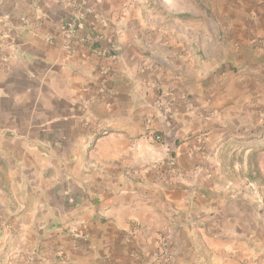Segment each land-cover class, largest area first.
Masks as SVG:
<instances>
[{
	"label": "crops",
	"instance_id": "obj_1",
	"mask_svg": "<svg viewBox=\"0 0 264 264\" xmlns=\"http://www.w3.org/2000/svg\"><path fill=\"white\" fill-rule=\"evenodd\" d=\"M208 2L0 0V264H264V0Z\"/></svg>",
	"mask_w": 264,
	"mask_h": 264
},
{
	"label": "built area",
	"instance_id": "obj_2",
	"mask_svg": "<svg viewBox=\"0 0 264 264\" xmlns=\"http://www.w3.org/2000/svg\"><path fill=\"white\" fill-rule=\"evenodd\" d=\"M79 1L82 7H84L87 3V0H79ZM81 28H82V14L80 12H77L74 16L67 19V21L62 25L63 38L66 40H72L76 38ZM253 43L257 44L260 47H264V39H260V38L254 39ZM2 51H3V46L0 45V52ZM96 53L97 55L103 57L106 56L105 54H102L100 52H96ZM105 92L106 90L103 86L98 88V94H104ZM84 107L85 110H88V103H86ZM155 108L165 115L169 114L170 112V105L166 102H163V100H158L155 104ZM85 126L100 133H104L106 131V128L104 127L103 124L98 122H92L91 120L85 121ZM154 139L155 141H159L160 137L156 136ZM155 258L157 261H161V262L169 261L167 238L164 235L159 238L158 252Z\"/></svg>",
	"mask_w": 264,
	"mask_h": 264
},
{
	"label": "rangeland",
	"instance_id": "obj_3",
	"mask_svg": "<svg viewBox=\"0 0 264 264\" xmlns=\"http://www.w3.org/2000/svg\"><path fill=\"white\" fill-rule=\"evenodd\" d=\"M162 2H164L165 4L169 5L170 10H171V17L174 18V14H177L178 12H183L184 10H188L190 8V4H198L201 8V11L199 12V14L202 16L206 15L207 18L211 17V14L209 13V11H205V9H207V7L209 6V2L208 0H161ZM218 2H220V0H217ZM161 4V3H159ZM206 13H205V12ZM200 33H205V37H208L212 32H213V25L210 24H206V28L199 30ZM207 44H209V49L212 50L214 49L212 43H208V41H206Z\"/></svg>",
	"mask_w": 264,
	"mask_h": 264
},
{
	"label": "trees",
	"instance_id": "obj_4",
	"mask_svg": "<svg viewBox=\"0 0 264 264\" xmlns=\"http://www.w3.org/2000/svg\"><path fill=\"white\" fill-rule=\"evenodd\" d=\"M178 17H189L187 14H178Z\"/></svg>",
	"mask_w": 264,
	"mask_h": 264
}]
</instances>
